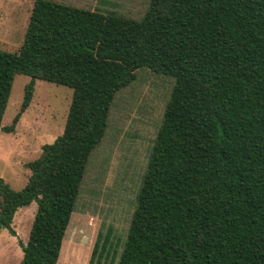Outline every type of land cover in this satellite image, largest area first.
Wrapping results in <instances>:
<instances>
[{
	"label": "trees",
	"instance_id": "16d2710c",
	"mask_svg": "<svg viewBox=\"0 0 264 264\" xmlns=\"http://www.w3.org/2000/svg\"><path fill=\"white\" fill-rule=\"evenodd\" d=\"M142 68L174 84L118 260L109 231L88 264H264V0H150L139 20L34 1L19 49H0V130H16L36 79L73 97L25 187L0 175V230L16 236L17 211L37 203L20 264L60 260L115 97ZM18 74L32 79L3 125Z\"/></svg>",
	"mask_w": 264,
	"mask_h": 264
},
{
	"label": "rangeland",
	"instance_id": "374dc122",
	"mask_svg": "<svg viewBox=\"0 0 264 264\" xmlns=\"http://www.w3.org/2000/svg\"><path fill=\"white\" fill-rule=\"evenodd\" d=\"M35 0H0V49L16 52L21 46ZM103 12H117L139 20L150 0H55ZM26 74L14 80L2 124L9 125L19 112ZM174 79L148 68L137 71V79L117 93L109 126L94 150L64 239L57 264H88L98 234L100 248L110 231L111 251L123 249L136 197L154 139L163 119ZM73 88L36 79L33 98L22 113L16 130H0V175L14 189L27 184L31 170L27 163L37 159L46 143H52L65 128ZM37 203L17 211L13 227L16 236L0 230V264H20L23 251L18 243L28 241ZM67 232V231H66Z\"/></svg>",
	"mask_w": 264,
	"mask_h": 264
},
{
	"label": "crops",
	"instance_id": "0c3cea01",
	"mask_svg": "<svg viewBox=\"0 0 264 264\" xmlns=\"http://www.w3.org/2000/svg\"><path fill=\"white\" fill-rule=\"evenodd\" d=\"M15 218V217H14Z\"/></svg>",
	"mask_w": 264,
	"mask_h": 264
}]
</instances>
